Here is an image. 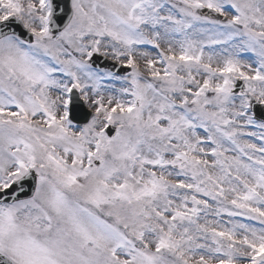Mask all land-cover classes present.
<instances>
[{
  "label": "snow or ice",
  "instance_id": "6c2138e0",
  "mask_svg": "<svg viewBox=\"0 0 264 264\" xmlns=\"http://www.w3.org/2000/svg\"><path fill=\"white\" fill-rule=\"evenodd\" d=\"M0 264H264V0H0Z\"/></svg>",
  "mask_w": 264,
  "mask_h": 264
},
{
  "label": "water",
  "instance_id": "95a60500",
  "mask_svg": "<svg viewBox=\"0 0 264 264\" xmlns=\"http://www.w3.org/2000/svg\"><path fill=\"white\" fill-rule=\"evenodd\" d=\"M59 2L61 4H64V3H67V0H59ZM97 63L100 65V67H104V68H108L110 70H117V65L111 61V60H103V59H100L97 61ZM129 69H126V68H120L119 71H118V74L120 75H123L125 74L126 72H128Z\"/></svg>",
  "mask_w": 264,
  "mask_h": 264
},
{
  "label": "rangeland",
  "instance_id": "374dc122",
  "mask_svg": "<svg viewBox=\"0 0 264 264\" xmlns=\"http://www.w3.org/2000/svg\"><path fill=\"white\" fill-rule=\"evenodd\" d=\"M117 86H119V85H117Z\"/></svg>",
  "mask_w": 264,
  "mask_h": 264
}]
</instances>
